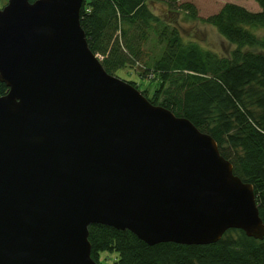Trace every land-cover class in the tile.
Masks as SVG:
<instances>
[{
	"label": "water",
	"instance_id": "95a60500",
	"mask_svg": "<svg viewBox=\"0 0 264 264\" xmlns=\"http://www.w3.org/2000/svg\"><path fill=\"white\" fill-rule=\"evenodd\" d=\"M81 1L0 6V264H98L91 223L147 244L262 237L251 183L209 133L102 67Z\"/></svg>",
	"mask_w": 264,
	"mask_h": 264
},
{
	"label": "trees",
	"instance_id": "16d2710c",
	"mask_svg": "<svg viewBox=\"0 0 264 264\" xmlns=\"http://www.w3.org/2000/svg\"><path fill=\"white\" fill-rule=\"evenodd\" d=\"M255 1L258 10L228 0L199 17L189 0H82L78 20L107 72L139 63L137 74L155 81L149 97L140 90L147 99L213 137L232 171L251 183L264 223V0ZM154 2L161 3L159 14ZM179 11L214 26L233 45L229 54L184 36ZM5 90L0 81V94ZM87 239L98 264L101 251L114 252L110 264H264V234L234 227L209 243L147 244L128 229L91 223Z\"/></svg>",
	"mask_w": 264,
	"mask_h": 264
},
{
	"label": "rangeland",
	"instance_id": "374dc122",
	"mask_svg": "<svg viewBox=\"0 0 264 264\" xmlns=\"http://www.w3.org/2000/svg\"><path fill=\"white\" fill-rule=\"evenodd\" d=\"M196 7V13L199 17H204L205 15L214 12L224 1L228 0H189ZM237 4L243 5L249 10H258L259 6L255 0H230ZM3 1L0 0V6ZM152 10L155 13H160L161 3L154 2ZM183 11L176 13L177 26L180 31L186 37H192L197 40L202 46L207 47L227 56L230 49L233 47L231 43L222 38L215 27L211 24L203 22L201 19L189 18L185 15ZM259 34L262 31H257ZM137 65L140 66L138 63ZM135 63L132 66L125 65L116 69L115 74L125 80H133L139 90L144 89L145 94L149 97L153 91L155 81L149 79V76H139L137 72L140 70L139 66ZM114 257V252L111 251H101L99 253V261L101 264H110L112 258Z\"/></svg>",
	"mask_w": 264,
	"mask_h": 264
}]
</instances>
